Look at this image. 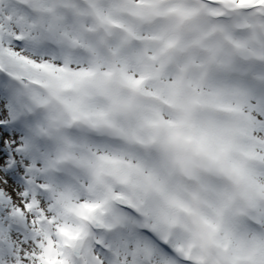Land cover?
Instances as JSON below:
<instances>
[{
  "label": "snow or ice",
  "instance_id": "1",
  "mask_svg": "<svg viewBox=\"0 0 264 264\" xmlns=\"http://www.w3.org/2000/svg\"><path fill=\"white\" fill-rule=\"evenodd\" d=\"M0 264H264V0H0Z\"/></svg>",
  "mask_w": 264,
  "mask_h": 264
}]
</instances>
